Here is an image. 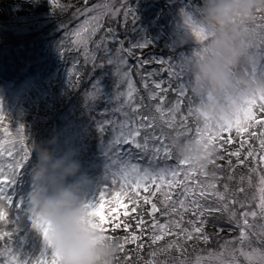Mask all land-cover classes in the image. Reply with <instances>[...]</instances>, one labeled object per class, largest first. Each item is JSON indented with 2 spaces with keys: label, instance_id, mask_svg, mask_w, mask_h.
Instances as JSON below:
<instances>
[{
  "label": "rangeland",
  "instance_id": "rangeland-1",
  "mask_svg": "<svg viewBox=\"0 0 264 264\" xmlns=\"http://www.w3.org/2000/svg\"><path fill=\"white\" fill-rule=\"evenodd\" d=\"M158 0H0V6L4 5L6 2H13L15 5L12 12L8 10L0 13V53L7 52L15 62H18L23 57L29 61V48L24 47L29 42H36L38 45L45 46L46 50L50 51L59 61L65 55L68 50H77L81 54V62L83 64L88 60H98L101 66L98 71L93 69L82 77L81 80H77L73 91L75 94L73 97H78L83 88L86 87L87 82L92 83L94 79H98L99 84L97 88L99 90L98 95L105 97V103H99L97 99L96 106L90 112V120L88 123L80 117V113H75L73 123H74V142L73 146L76 147L77 153L82 151L80 145H77V140L80 139L82 142L86 140V129L91 133L95 140L93 145V151L96 156L101 155V150L105 149L108 153L110 148V141L114 139V128L115 125L109 124L105 125L106 133L101 132L98 125L105 118L119 123L124 117L120 112H115L109 108L110 102L114 103V109L121 107L125 104L127 100L128 91V80L123 79V73L127 72L129 78L132 82L134 92H133V106L139 105L138 99V81L133 73H145L142 71L143 68L139 65L142 62V56L134 55V60L138 64L129 63L125 58V51L123 49V42L127 39V34L133 33L140 26V21L144 20L147 25H151L152 18L150 11H156L155 4ZM189 1V6L187 9H183L180 5L182 0H179V4L176 3L174 10H165L169 15L173 14L175 16V29L173 40L171 41L170 48L167 52L162 54L164 58L160 65V68H167V70H177L174 66L187 55L191 54L196 47V39L191 34L190 29L186 24V17H195L199 11V6L195 5L196 2L193 0ZM106 6L108 11L105 15L100 18V27L97 28L94 34L91 33V24H86V21H90L92 16L96 15L97 6ZM12 6V5H11ZM10 6V7H11ZM92 9L93 11H87ZM150 10V11H149ZM175 11V12H174ZM127 12L128 15L125 18L124 13ZM149 12V13H148ZM156 15V13H155ZM177 17V18H176ZM259 23H264L259 19ZM152 28V27H151ZM86 29V30H85ZM109 29L111 31H109ZM79 32L80 35L77 36L76 33ZM170 34V30H168ZM32 43H30L31 45ZM13 45V46H12ZM97 45H100L99 47ZM9 47V48H7ZM174 50H180L181 55H178L175 60ZM11 52V53H10ZM20 56H17L16 54ZM27 54L26 56H23ZM52 54H45L52 58ZM179 54V53H178ZM129 55H132L130 53ZM113 63H109V60ZM124 60L126 63L121 64L120 61ZM35 64V63H33ZM131 64V65H130ZM34 66V65H33ZM158 66V69H160ZM85 69H88L85 66ZM160 69V70H161ZM52 70V69H51ZM49 70V72H43L41 85L44 91L42 92L43 98L46 96L47 83L50 81H59L58 86L50 91L53 96L59 94L62 89L63 83L67 73L64 75L60 72H55V70ZM119 70V71H118ZM53 73V74H52ZM75 75V74H74ZM132 76V77H131ZM62 80V82L60 81ZM183 83L187 84L188 77L184 75L181 77ZM174 87L180 86L178 79H173ZM33 83L31 80L24 79L19 86L11 89L10 92L6 93L2 99L5 102V108L14 112V117L17 119L16 115H21L31 108L38 99H41L40 104L44 102L47 104V100H42V95L38 93L34 95L25 96L22 94L24 89L32 87ZM47 90V91H46ZM92 98L95 91H89ZM119 93H124L117 99ZM189 93V91H188ZM48 96V95H47ZM189 96L191 97L190 93ZM188 96V99L190 100ZM22 99V104L13 106L11 109V104L17 98ZM51 98V99H52ZM2 100V101H3ZM35 101V102H34ZM11 102V104H10ZM192 102L190 101V106ZM58 110V107L53 108L51 111H44L41 113L45 115L44 118L39 119L41 127L47 126L46 120L54 112ZM124 111H130L129 108L125 107ZM143 109L139 107V114H143ZM83 113V112H81ZM87 111L84 113L86 114ZM30 112L27 113V115ZM80 117V118H79ZM35 125V124H34ZM34 125L26 128L20 124L15 123L14 126H9L5 128V135L0 139V143L5 144L6 148L13 149L12 142L18 141L20 135L26 134L27 130H32V137L40 135V130L33 133L34 129H37ZM64 125H67L64 123ZM93 127V128H92ZM22 129V132L19 130ZM64 139L68 137V127H62ZM235 131V128L232 129ZM7 134V135H6ZM24 137V136H23ZM29 139V141H31ZM165 142V141H164ZM25 143V141H24ZM91 143V142H90ZM166 143V142H165ZM104 145V147L102 146ZM28 147V144H25ZM123 153H128L130 148L129 145L121 149L117 146ZM20 145L16 143L14 151H19ZM90 150V148H89ZM114 151L111 154H114ZM135 153V149H131V154ZM143 158L149 156L141 154ZM90 157V156H89ZM108 156H104L106 159ZM82 165V171L87 173L92 181L91 188L87 194V201L89 203H95L100 195L101 191L108 189V192L121 191L119 183L112 184L114 166L110 163H97L90 165V161L80 162ZM133 163V162H131ZM135 164V163H133ZM255 166L251 170L247 177L241 178L237 173L229 176V180L233 181L231 183L223 182L221 184L216 183V181L210 182V179H205L203 182L204 188L208 192L214 191L213 189H208V184H215V191L224 193L226 201L229 203V210L224 211H212L208 213L209 227L203 226V234L207 235L208 239L204 240L202 238H194L191 240H186L187 242H194L192 245L196 247L198 252L190 257H176L174 259L166 260V256L170 250L168 245L171 243L175 237L179 236V229L175 227L174 224H169V228L172 234H165L162 240L153 243L151 236L155 233L160 234L159 229H153V216L159 223L165 224L170 221H180L183 228L189 229L191 231L192 225L189 221H198L192 214V211L183 213V219L178 215H162V213L168 212L171 205L165 206L161 203L163 196L161 193H156L155 196H150L152 203L157 205L159 211L154 214L151 213V204L145 203L143 200L144 196L150 195L151 192L155 191V185H149V192L146 193L141 188L139 190V195L136 191L131 188L124 190L121 195V202L113 199L111 195L106 194V201H110L106 205L105 215L108 216L109 224L105 227L111 229L112 225L120 222L127 223L130 225V232H135L140 236V240L133 242H127L125 244L124 237L129 233L125 232L123 228L116 229L115 231H108L106 234L111 236L112 239L119 242V244H124L125 249L121 248L119 257H123V260H128L129 257L126 255L127 251L131 250L130 246L135 245L138 248V252H142L144 261L140 264H253L247 258V254H251L253 249L264 251V215L261 214L259 204H260V188L262 187L260 180L264 177V160L255 161ZM143 167V166H142ZM251 168L250 165H247ZM155 169L164 168L160 165H155ZM187 170L186 168L184 169ZM167 180H171V176L166 177ZM183 179V174L176 178L177 183L172 187L168 188L167 184L163 186L162 191L168 192L172 200L179 201L180 199H185L186 204L190 202V198H185L183 193V188L179 187V181ZM237 180V181H236ZM180 186V185H179ZM225 186H227V191H225ZM230 186V187H229ZM182 190V192H181ZM7 195L11 198V204L8 205L6 201H0V210L6 214V219L10 221H16L17 226L11 231V237L5 240L4 245L1 247L0 252L2 253L4 247L5 254H8V258L0 259V264H10L11 257H16V264H38L41 256L48 255V260H51V249L48 246L47 240L45 239L42 231L34 225L33 217L28 211V191H19L16 193L7 192ZM191 196V195H190ZM208 204L213 208L221 206V201H218L215 196L208 195L205 198ZM234 201V203H232ZM206 202V203H207ZM201 203V202H200ZM205 203V204H206ZM122 204L128 205L125 209ZM178 207V204L175 205ZM136 208L135 212L131 209ZM111 209H116V212H111ZM129 212V215L125 216L124 212ZM255 211L257 215L253 217L251 212ZM235 212V216H231V213ZM247 212L248 225H243L242 213ZM142 219L144 221L143 227L138 228L137 223ZM5 221V220H4ZM7 220L8 224L11 222ZM6 222V223H7ZM245 234V238H242L241 233ZM121 232L120 235H117ZM182 236V235H181ZM195 237L196 234L193 233ZM183 238V236H182ZM141 245V246H137ZM137 251L134 253H138ZM154 254V255H153ZM119 259H117L118 261Z\"/></svg>",
  "mask_w": 264,
  "mask_h": 264
},
{
  "label": "clouds",
  "instance_id": "clouds-1",
  "mask_svg": "<svg viewBox=\"0 0 264 264\" xmlns=\"http://www.w3.org/2000/svg\"><path fill=\"white\" fill-rule=\"evenodd\" d=\"M261 16L264 0H203L199 13L186 17L196 47L177 68L189 78L192 115L209 136L242 119L249 103L264 95V28L257 27ZM59 145L57 135L33 145L28 211L48 226L47 243L56 264H117L119 242L89 214L92 181L82 171L77 149ZM169 145L187 170L201 175L209 173L217 156L216 146L203 134H175Z\"/></svg>",
  "mask_w": 264,
  "mask_h": 264
},
{
  "label": "trees",
  "instance_id": "trees-1",
  "mask_svg": "<svg viewBox=\"0 0 264 264\" xmlns=\"http://www.w3.org/2000/svg\"><path fill=\"white\" fill-rule=\"evenodd\" d=\"M193 1L196 2L195 5H202L203 3V0ZM12 3L13 2H6L4 5H1L0 13L7 11V8H9L8 10L12 12V10H14L15 8V5H13ZM176 3L179 4V0H158L155 4L156 11L149 10L153 21L151 25H147L144 20H141L140 26L136 31L130 34H127L128 31L126 32L125 36L127 39L122 44L124 53L127 49L125 58L128 59L127 61L129 63L138 64L137 61L134 60V55L143 57V59L139 60L138 62H142L139 65L141 66V68H143L142 71H144L145 73H133L136 77V80L138 81V85H136V88L138 89L137 96L140 102L139 105H141L142 101V106L140 107L143 109L142 112L145 116L157 117L155 124L157 125L158 130L160 128L163 129L165 136L162 139L166 142L170 151L171 148L169 145V138L172 135L181 134L185 136H195L196 129L198 127H201L197 120L193 117V115H190L188 112L190 101L192 102V97L189 96L188 88L186 89V92L183 96H179L178 93L180 91V86L174 87L173 84V79L176 78L170 77V69H161L159 65V63L161 64L164 59L162 57V54L164 52H167L170 48L176 24L175 16L173 14L169 15L170 13H167L165 10L169 11L170 9H172L173 11ZM180 5L183 9H187L190 4L189 1L182 0ZM168 30H170V34L168 33ZM145 41L147 42V44H145ZM30 43L32 44L30 45ZM141 44H145V46L139 47V45ZM27 47L30 51L29 55H31L29 56V61L23 57L18 62H15L12 57L7 54L6 51L0 53V109H2V113H0V116H2V119H0V139L5 135L4 129L8 128L9 126H14L15 123L20 124L26 128H29L30 126L35 124L34 126L37 127V129H34L33 133L37 130H40V135L36 137H32V130H27L28 132L23 135L25 141L24 144H28L30 157L29 160L20 169L19 173L16 175L15 182L12 185L8 186L6 189L7 192L13 193L19 192L21 190L28 191L29 193L34 187L31 178V169L36 160V154L32 150L33 145L42 141H46L53 135H57L59 137V146L61 148L73 145L75 139L73 123L75 113H80V117L88 123L89 121H91L90 112L93 114V111L91 110L96 106V104L98 102L101 104L105 103L104 96L97 95V98L96 96L94 98L89 96V91H95L93 89V85H96L97 87V84H99V77L98 79H94L91 84L86 81L87 85L83 88L82 93L78 97H73V95L75 94V91H73V89L76 81L81 80L82 77L90 71V69H93L94 71H98L99 68L101 69L98 60H88L85 64H83L81 62L82 52L79 53L77 50L73 49L66 51L65 55L59 61L50 51L46 50L45 46L38 45L36 42H29L24 47V49ZM174 52V57L176 60L177 56L181 55V52L180 50H174ZM130 53H132V55H129ZM45 54H52V58L48 56L45 57ZM16 55L20 56L18 53ZM26 55L27 54L23 56ZM85 66H87L88 69H85ZM158 66L161 70H157ZM51 69L55 70V72H60L63 75L67 73V75L59 94L55 95V97L52 98V92H54V88L58 86L59 81H50L49 84L47 83V87L45 88L48 90V92H46V96L43 98V86L47 81L41 85V80H44V78L42 79V74L43 72H49V70ZM24 79L31 80L33 85L28 89H24L22 91V94H24L25 96L36 94L37 96L38 93H40L42 95V100H47V104H45L44 102L40 104L41 99L39 98L38 101H34L35 103L31 105V108L29 110L23 112L21 115H16L18 118L15 119L14 115H12L14 114V112L5 108L6 105L2 97L6 93L10 92L12 88L19 86L22 82H24ZM60 81L62 82V80ZM161 81H163L161 87L167 88V93L161 92L159 89H155V84L153 82L159 83ZM178 81L179 83H181V78ZM146 83L148 85L147 88L145 87ZM52 89L53 91L50 94V91ZM150 91L159 92L160 96L165 97L163 101L165 118L163 121L159 119V114L155 109V106L161 103L159 96L156 99H151ZM188 96L190 100L188 99ZM97 99H99L98 102ZM178 101L180 103V107L178 108V110H176L174 113L168 111V109L176 105ZM21 102L22 99L19 97L14 100L12 104L10 102L11 109L13 106L24 105ZM56 107H58V110L51 116H49L46 120L47 126L49 127L45 128L44 126H39V119L45 117V115L43 114L51 111ZM113 107L114 103L110 102L109 108L111 110H115ZM43 111L44 113L41 114ZM86 111L87 113L84 114ZM254 111L257 112V118L264 119V114L259 113L258 109H254ZM28 112H30V114L27 115ZM173 115L175 116L174 122L171 121V117ZM64 123H66L67 125H64ZM252 123L254 124V126L248 127L247 131H242L239 135H237V133L232 130L230 133H223L222 137L218 138L219 142L216 145L217 156L214 160V163L210 167L209 173L207 175L196 173V175L193 176L189 181H187V183L193 186L194 182L197 184H203V181L207 178L210 179V182L216 181V183L219 184L223 182L231 183L233 181H230L228 177L236 173L241 177L237 179L238 181L240 179L242 181L244 177H247L250 174L251 170H253V166L256 165L255 161L259 162L260 157L264 156V149H261L259 144V140L264 139V136L261 135V133L264 132V128H261L259 124H255L254 121ZM63 126L64 128L68 127V137L65 139L63 137L62 131ZM88 130L86 129V140H84L83 142L80 139L77 140V145H80V147L82 148V151L77 153V159L80 162L90 161V165L95 164V166H97L98 161L99 165L100 163H108L109 161L111 163V156H114V154L112 155L110 151H108L107 153L105 149H102L101 155L99 157L94 154L93 145L95 138L91 133L88 132ZM104 132L106 133V127ZM251 133H255V136L251 135ZM229 136H231V142L223 144V147L220 148L219 143H223V140L228 139ZM31 138L32 140L29 141V139ZM241 144H243V148H241ZM102 146L104 147L103 144ZM119 146L121 149H124L128 145ZM249 149L253 151V155L251 157L247 155ZM237 150H240L241 153L239 160L235 156L230 155L231 152H235ZM120 151L122 152V150ZM105 155L108 156L106 159H104ZM127 159L128 157H125V160ZM131 162L139 164L141 167H149L151 165V167L153 168L155 167V165H160L163 167H165L166 164L175 165V160L173 159L165 161L161 157L152 160L150 154L149 156L143 158L141 154H138V150H135V153L131 154ZM247 165H250L251 168H248ZM179 185L178 188H183L182 184L179 183ZM189 198L191 200L196 197L189 196ZM200 202L204 206L209 205L206 199H201ZM208 213L206 211L204 212L203 218L205 220V223L202 225V227H209L208 225L209 223H211L206 220V217H208ZM196 218L200 219V217L198 216H195V219ZM4 220L0 221V235L5 232L11 234L13 228L17 226V222L10 221L6 218ZM7 220L11 223L8 224ZM120 234L121 232L117 235ZM9 237H11V235L3 236V238L0 239V249L4 245L5 240ZM170 244H173V246L169 247V251L171 252L167 254L166 260L171 261L178 256L190 257L191 255H194L195 252H198V250H196L197 248L192 246L195 243L187 242L184 238H182L180 234L179 236L175 237V239H173ZM126 247L124 246L123 249H125ZM5 248L6 247H4L2 253L0 252V259L6 257L8 258V254L4 253ZM128 248L131 249L126 253L129 259L123 260V257L118 256L117 259L119 260L117 261V264H140L144 261L142 252H138V248L135 245ZM136 251L138 253L135 256L134 253Z\"/></svg>",
  "mask_w": 264,
  "mask_h": 264
},
{
  "label": "snow or ice",
  "instance_id": "snow-or-ice-1",
  "mask_svg": "<svg viewBox=\"0 0 264 264\" xmlns=\"http://www.w3.org/2000/svg\"><path fill=\"white\" fill-rule=\"evenodd\" d=\"M97 12L96 15L92 16L90 21H86V24H91V33L94 34L97 28H99L100 25V18L106 14L108 9L106 6L98 5L97 6ZM87 11H93L92 9H88ZM125 18L127 17L128 13H124ZM261 21H264V16H261L259 18ZM187 22V21H186ZM258 28H264V23H260L257 25ZM86 30V29H85ZM109 31H111L109 29ZM77 36L80 35L79 32L76 33ZM194 35L197 39H199V34L194 32ZM145 44L147 42L145 41ZM145 44L139 45V47H144ZM98 47L100 45H97ZM109 63H113V61L110 59ZM121 64L126 63V61L121 60ZM174 69H178L177 66H174ZM119 71V70H118ZM151 75V74H150ZM170 77L180 79L182 76L186 75L182 70H170L169 71ZM127 79L128 80V91H127V100L125 104H123L121 107L116 108L115 112H120L124 119L120 121L119 123L109 120L105 118L104 121H101L98 125V128L101 132L105 130V125H115L114 128V139L110 141V148L109 151H114V156H111L112 164L114 166V172H113V179L112 184L119 183L121 191H113L111 193L108 192V189L101 191L98 200L95 203H89L88 207L90 209V215L95 216L99 220V226L102 231L107 233L108 231H115L116 229H120L121 227L125 232H128L129 234L124 237L125 244L127 242H133L140 240V236H138L135 232H130V225L127 223H120L117 222L112 225L111 229L108 227H105L109 224L108 216L105 215V208L110 201H106V194L111 195L113 199L117 200L118 202H121V195L124 190L131 188L132 190L136 191L137 195H139V190L142 188L144 192H149V185H155V191L151 192L150 195L144 196L143 200L145 203L151 204V213L154 214L159 209L157 208V205L155 203H152L150 196H155L156 193H161L163 196V199L161 203L165 204V206H169L170 210L168 212L162 213V215H178L181 217V220L183 219V213L192 211V214L194 216L200 217L198 221H189L188 223L192 225L191 231L189 229L183 228L181 226L180 221H170L165 224L159 223L153 216V223L152 228L153 229H159L160 234H153L151 236V239L153 243L156 241L162 240L163 236L165 234H172L175 235V233H172L169 224H174L177 229H179L180 235L183 236L185 240H191L194 238H202L204 240H207V235L203 234V227L202 225L205 223L204 220V212L207 211L211 213L212 211H224L227 212L229 210V203L224 202L226 201V197L224 193H221L219 191H215V184H208V189H213L214 191L208 192L203 185L197 184L194 182L193 185H189L187 181H189L193 176L196 175L195 172H192L190 170H184L186 168V162L181 161L176 158V156L170 151L167 144L162 139L165 136V133L162 128L158 130L157 125L155 124V121L157 117L155 116H141L139 114V107L141 105L133 106L132 100H133V92L134 88L132 85V82L129 78V74L127 72L123 73L122 80ZM189 82V78H188ZM187 82V84H188ZM155 89H159L161 92L167 93V88H162L161 85L163 84V81L156 83ZM187 84L181 82L180 84V91L179 96H183L187 89ZM145 87L147 88V83L145 84ZM93 89L95 90L94 95H98V88L96 85H93ZM124 93H119L117 95V99H119L120 96H123ZM159 96V99L161 103L157 104L155 106L156 112L159 114V119L162 121L165 118V110L163 107V101L165 99L164 96H160L159 92L156 91H150V98L156 99ZM127 107L130 109V111H124V108ZM180 107V103H178L174 106H172L168 111L175 112ZM254 109H258L259 113L264 114V95L259 96L257 99L252 100L248 107L243 110V118H237L235 123L227 128H224L219 133H216L215 135L209 136L208 133L204 132L201 127H198L196 129V135L198 138L203 134L204 136H207L209 139V143L214 144L215 146L218 144V138H221L223 133L225 132H231L233 128H235V131L237 135H239L242 131H247V128L250 126H254L252 123L253 121L255 124H259L261 128H264V119L257 118V112L254 111ZM192 107L189 106L188 112L191 115L192 114ZM0 113H2V109H0ZM0 119H2V116H0ZM175 116L173 115L171 117V121L174 122ZM22 132V129L19 130ZM158 133V134H157ZM251 135L255 136V133H251ZM262 136H264V132L261 133ZM231 142V136H229L228 139L223 140V143H219V147L222 148L223 144L230 143ZM16 143H19L20 149L19 151H14ZM259 144L261 149H264V139L259 140ZM13 149L6 148L4 144L0 143V201H6L8 205L11 204V198L6 193V189L8 186L12 185L15 182V177L19 173L20 169L23 167V165L29 160L30 157V151L28 147L24 144V137L22 135L19 136L18 141L12 142ZM119 145H129L130 150L128 153H122L120 149L117 147ZM217 148V147H216ZM241 148H243V144H241ZM131 149L138 150V154H145V155H151L152 160H155L157 158H163L165 161L169 159L175 160V165H168L166 164L164 168L155 169L151 167H141L139 164H133L131 163ZM240 150H237L235 152H231L230 155L235 156L238 160L240 157ZM247 155L251 157L253 155V151L251 149L248 150ZM125 157H128L127 160H125ZM261 160H264V156L260 157ZM214 163V161H213ZM230 163V162H229ZM183 174V180L179 183L183 185V193L182 195L187 198L190 195L196 198H193L190 200L188 204H186L185 199H180L179 201L172 200L171 195L168 192H163V186L167 184V187L170 189L172 188L176 183V178ZM207 175V174H203ZM171 176V180H167L166 177ZM260 183L262 187L260 188V204L259 208L261 211V214L264 215V177H261ZM225 191H227V186H225ZM208 195L215 196L218 201L224 202L221 206L213 208L211 205L204 206L200 203V200L205 198ZM122 203V202H121ZM234 203V201H232ZM178 204V207L175 205ZM122 206L126 209L128 205L122 204ZM116 209H111V212H116ZM132 212L136 211V208L131 209ZM124 215H129V212L125 211ZM243 217V225H248V219L247 216L249 213L244 212L241 214ZM251 215L255 217L257 213L255 211L251 212ZM231 216H235V212L231 213ZM6 218V214L0 210V221L4 220ZM34 225L38 227L45 239H48V226L43 223H39L36 220L33 219ZM144 224V221L140 219L137 223L138 228H142ZM193 233L196 234V236H193ZM10 233H3L0 235V239L3 238V236H10ZM109 236V235H108ZM242 238H245V234L241 233ZM109 238H112L109 236ZM125 245L121 244L120 247L123 248ZM138 247L141 245H137ZM173 244H169L168 247H172ZM51 260H48V255L41 256V258L38 261V264H56V256L54 252L50 253ZM154 255V254H153ZM247 258L250 262H253V264H264V251L253 249L251 254H247ZM10 264H16V257L12 256ZM149 264H152V262H149ZM183 264V262H181Z\"/></svg>",
  "mask_w": 264,
  "mask_h": 264
}]
</instances>
